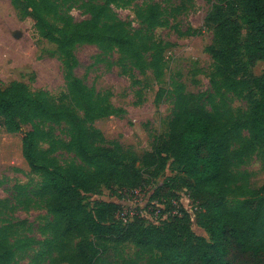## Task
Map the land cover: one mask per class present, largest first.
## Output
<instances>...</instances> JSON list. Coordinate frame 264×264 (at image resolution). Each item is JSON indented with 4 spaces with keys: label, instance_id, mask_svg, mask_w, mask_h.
I'll return each instance as SVG.
<instances>
[{
    "label": "trees",
    "instance_id": "1",
    "mask_svg": "<svg viewBox=\"0 0 264 264\" xmlns=\"http://www.w3.org/2000/svg\"><path fill=\"white\" fill-rule=\"evenodd\" d=\"M12 1L31 10L34 35L56 44L71 102L70 106L58 104L46 90H32L16 80L0 88V130L14 133L28 125L22 152L40 178L38 190L27 192L16 185L11 198L15 207L41 204L50 214L42 231L51 236L50 246L56 249L53 260L109 264L108 245L132 243L140 250L158 253L155 264H264V182L255 188L247 174L235 172L256 149L264 152V73L250 77L259 96L243 126L248 139L240 126L232 125L228 110L219 107L206 113L179 90L168 135L149 153L138 156L118 143L104 145L91 123L116 110L74 73L79 65L74 49L84 43L96 44L105 55L117 52L139 71L160 68L159 43L131 30L112 14V4L134 0H82L78 6L87 18L75 20L67 10H59L60 25L46 18L58 11L54 0ZM135 14L149 28L163 24L158 21L161 10L155 4L137 7ZM239 17L253 50L250 58L264 59V0H212L205 16L215 40L206 49L216 63L215 76L225 86L238 74L230 65L243 32ZM55 128H61L69 139L62 147L83 165H63L51 156V144L58 143L53 136ZM42 142L49 148L43 149ZM165 169L175 174L156 183ZM146 187L151 191L147 205L159 204L160 214H167L158 223L146 222L139 214H125L124 221L121 204L94 200L90 205L84 200L85 194H97L101 188L133 194ZM181 190L198 204L196 223L208 239L191 229V216L180 203ZM230 195L244 199L232 205L227 200ZM17 234L15 224L0 226V264H14L27 248Z\"/></svg>",
    "mask_w": 264,
    "mask_h": 264
},
{
    "label": "rangeland",
    "instance_id": "2",
    "mask_svg": "<svg viewBox=\"0 0 264 264\" xmlns=\"http://www.w3.org/2000/svg\"><path fill=\"white\" fill-rule=\"evenodd\" d=\"M54 1L58 11L46 15L50 23L61 24V10H67L75 20L87 18L78 6L82 0ZM211 3L212 0H134L130 4H112L114 16L128 23L131 30L159 43L163 61L158 69L149 67L139 71L122 60L117 52L103 54L96 44L75 47L79 64L75 75L116 110L91 123L101 134L105 146L118 143L131 154L149 153L152 146L169 133L172 108L179 90L206 113L219 107L228 110L232 125L240 126L241 134L248 139V131L243 126L252 103L259 96L251 87L250 77L264 73V59L250 58L253 50L246 38L244 21L239 17L243 32L235 44L236 55L230 65L238 74L228 86L221 83L214 74L216 63L206 49L215 41L212 28L205 22ZM149 4L160 8L158 21L163 23L161 26L149 28L136 17L137 7ZM34 23L33 14L26 5L15 6L12 0H0V88L14 80L20 81L32 90H46L56 103L70 106L56 44L34 35ZM27 130V124L14 133L0 130V226L17 225L16 237L25 240L27 245L14 264H48L50 260L51 264H67L53 260L56 249L50 246L51 236L42 231L51 220L47 210L41 204L28 209L15 207L11 198L16 185L27 192L40 188V178L31 171L22 152V137ZM53 136L58 143L51 144V156L63 165L84 164L73 152L62 147L61 143L69 139L61 128H55ZM41 147L47 149L49 144L42 142ZM235 172L247 174L250 184L259 188L264 182L263 150L258 148L248 155ZM174 174L165 169L156 183ZM144 175L147 177L148 173ZM150 193L148 187L133 194L101 188L97 194H85L84 200L90 205L94 200L117 202L122 206L121 215L139 214L146 222L158 223L167 214H160L158 204L147 205ZM186 195L184 190L180 191V202L190 210ZM243 199L234 195L227 198L232 205ZM189 213L191 229L208 239L205 230L196 223L194 212ZM108 247L109 264H155L158 260V253L140 250L132 243Z\"/></svg>",
    "mask_w": 264,
    "mask_h": 264
},
{
    "label": "built area",
    "instance_id": "3",
    "mask_svg": "<svg viewBox=\"0 0 264 264\" xmlns=\"http://www.w3.org/2000/svg\"><path fill=\"white\" fill-rule=\"evenodd\" d=\"M186 197H187V199H188V202H189V204H190V210H187L188 208L186 207H184L183 205H182V203H181V205H182V207L184 208V210L185 211H187L188 213L189 212H194V214L196 213V211H198L199 210V206H198V204H196V203H193L192 202V200L188 197V195H186ZM159 205V204H158ZM161 208H162V206L161 205H159ZM194 210V211H193ZM190 214V213H189ZM121 218L125 221L126 220V216H125V214L124 215H121Z\"/></svg>",
    "mask_w": 264,
    "mask_h": 264
}]
</instances>
